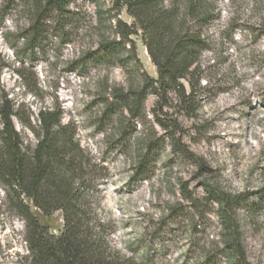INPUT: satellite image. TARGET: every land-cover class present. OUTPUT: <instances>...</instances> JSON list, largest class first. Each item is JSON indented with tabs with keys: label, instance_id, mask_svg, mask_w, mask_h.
Masks as SVG:
<instances>
[{
	"label": "rangeland",
	"instance_id": "obj_1",
	"mask_svg": "<svg viewBox=\"0 0 264 264\" xmlns=\"http://www.w3.org/2000/svg\"><path fill=\"white\" fill-rule=\"evenodd\" d=\"M209 1L194 110L173 92L162 100L149 93L133 118L107 102L115 101L114 88L141 84L140 71L126 49L109 58L100 50L101 42L119 39L117 18L132 22L124 8L114 10L113 0H72L60 14L45 0H0V107H12L27 153L37 141L39 112L61 114L89 159L92 221L134 264H231L220 251L223 226L212 190L245 196L236 209L242 244L252 264H264V0ZM131 38L141 69L156 78L142 40ZM156 118L177 128L163 129ZM173 132L188 154L174 149ZM16 204L0 182V264H20L27 254ZM28 204L50 233H61L60 210L46 216Z\"/></svg>",
	"mask_w": 264,
	"mask_h": 264
},
{
	"label": "trees",
	"instance_id": "obj_2",
	"mask_svg": "<svg viewBox=\"0 0 264 264\" xmlns=\"http://www.w3.org/2000/svg\"><path fill=\"white\" fill-rule=\"evenodd\" d=\"M72 0H45L57 13H64ZM114 10L123 8L132 18L127 24L117 18L114 24L119 39L101 42L100 50L107 58L119 56L122 49L138 69L141 84L127 90L114 88L111 96L133 118L139 117L147 94L165 99L173 92L178 101L189 111L194 110L193 78L207 41L200 27L213 16L209 0H113ZM137 35L146 47L156 67L157 77L141 69L136 45L131 36ZM127 45V46H126ZM186 80L189 89L183 85ZM12 107H0V182L16 195L17 210L25 224L27 254L20 264H134L120 256L109 246L103 224L92 221L88 196L92 176L87 169L89 159L75 141L74 131L61 123L56 111H40L38 130H33L36 144L30 153L22 147L19 132L15 129ZM158 125L168 129L170 125L156 118ZM175 131V130H174ZM174 149L182 154L189 152L178 138L170 135ZM219 205V217L223 226L221 252L230 256L231 264H252L246 257L242 237L236 220V209L245 196L210 191ZM191 199V198H190ZM46 216L54 211L62 212L63 228L59 235L49 232L31 212L28 202ZM255 204L250 206L254 209Z\"/></svg>",
	"mask_w": 264,
	"mask_h": 264
}]
</instances>
